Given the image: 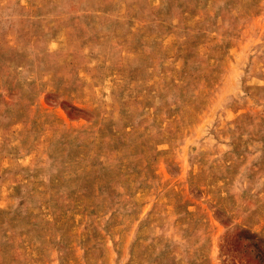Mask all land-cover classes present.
<instances>
[{
	"label": "rangeland",
	"instance_id": "obj_1",
	"mask_svg": "<svg viewBox=\"0 0 264 264\" xmlns=\"http://www.w3.org/2000/svg\"><path fill=\"white\" fill-rule=\"evenodd\" d=\"M0 264H264V0H0Z\"/></svg>",
	"mask_w": 264,
	"mask_h": 264
}]
</instances>
